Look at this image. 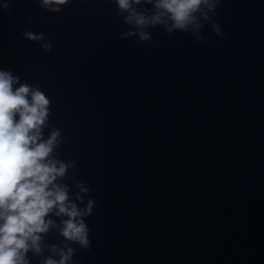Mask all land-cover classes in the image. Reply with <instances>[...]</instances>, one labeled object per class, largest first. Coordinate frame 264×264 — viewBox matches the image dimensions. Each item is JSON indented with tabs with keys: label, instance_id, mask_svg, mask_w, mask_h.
Returning a JSON list of instances; mask_svg holds the SVG:
<instances>
[{
	"label": "clouds",
	"instance_id": "obj_1",
	"mask_svg": "<svg viewBox=\"0 0 264 264\" xmlns=\"http://www.w3.org/2000/svg\"><path fill=\"white\" fill-rule=\"evenodd\" d=\"M43 2L47 6L64 4L67 0ZM144 2L151 4L152 0ZM117 3L121 10L130 11L126 22L134 23L137 28L162 23V17L167 15L172 28L181 30L195 23V13L202 5L213 7L209 0H156L157 12L147 18L131 9L132 4H140L141 0H117ZM204 18L208 17L205 15ZM26 36L40 39L32 33H26ZM140 37L150 39L144 32ZM16 82L18 78L0 71V264H27L25 255L29 247L40 251L37 233L47 232L52 221L46 222L45 217L53 208L58 209L57 215L68 217L61 230L67 240L76 241L83 247L89 243L88 228L82 220H77L82 213L75 204H66V190L53 184L66 171L64 164L57 168L55 162L47 159L59 133L53 132L46 142L38 143L41 126L48 115L49 101L42 92H33L27 85L13 90ZM30 93L31 100L28 99ZM91 209L90 201L87 213ZM72 251L69 249L67 255L61 253L59 262L49 259L45 264H66Z\"/></svg>",
	"mask_w": 264,
	"mask_h": 264
}]
</instances>
